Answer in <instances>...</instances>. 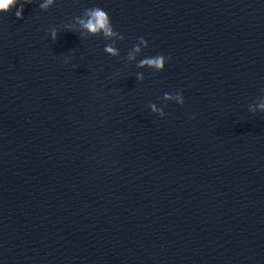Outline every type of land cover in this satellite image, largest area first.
Masks as SVG:
<instances>
[{"label": "water", "instance_id": "obj_1", "mask_svg": "<svg viewBox=\"0 0 264 264\" xmlns=\"http://www.w3.org/2000/svg\"><path fill=\"white\" fill-rule=\"evenodd\" d=\"M44 2L0 12V264H264V0Z\"/></svg>", "mask_w": 264, "mask_h": 264}, {"label": "clouds", "instance_id": "obj_2", "mask_svg": "<svg viewBox=\"0 0 264 264\" xmlns=\"http://www.w3.org/2000/svg\"><path fill=\"white\" fill-rule=\"evenodd\" d=\"M31 0H23V3H20L19 9L16 11L15 15L18 19H23L22 12L25 3H30ZM53 3V0H45L44 3L40 4L39 7L41 9H48V7ZM18 4V0H0V12H9L11 8L15 7ZM85 15L88 17L85 19H80L79 23L81 26L86 29L88 32L92 34H99L103 33L105 37H111L115 35L113 32V25L111 23V19L108 13L100 8V7H93L85 9ZM52 38L55 40L57 38V34L55 31L52 32ZM141 43H144L143 38H141ZM139 48H136V51L139 52ZM108 53L112 55H116V50L112 47H107L105 49ZM167 59H170L168 57ZM165 63V56L157 55L155 57L145 58L140 61L138 66H151L160 70L164 67Z\"/></svg>", "mask_w": 264, "mask_h": 264}]
</instances>
